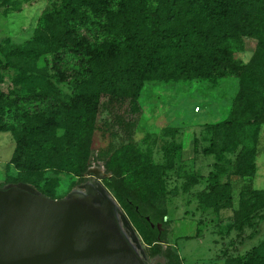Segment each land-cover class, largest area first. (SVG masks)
<instances>
[{
    "label": "rangeland",
    "instance_id": "obj_1",
    "mask_svg": "<svg viewBox=\"0 0 264 264\" xmlns=\"http://www.w3.org/2000/svg\"><path fill=\"white\" fill-rule=\"evenodd\" d=\"M104 2L78 0L80 4L73 13L95 12ZM108 5L118 13L119 25L127 29L129 37L141 12L152 15L158 3L125 0L118 11L119 3L111 0ZM67 19L65 0L0 3V90L16 96L20 105L31 111L54 105L50 91L57 94L63 104L55 109L60 114L52 127L60 153L67 144L64 131L71 125L65 119L66 104L78 110L93 106V134L82 163L86 170L77 176L64 169H17L14 161L22 163L26 153L10 130H0V188L22 183L57 200L73 192L89 195L91 190L99 195V189H103L117 203L106 181L111 178L107 166L140 153L166 168L160 182L133 169L120 186L127 194V208L147 235L148 242L118 204L137 236L139 248L134 245V250L140 260L144 264H247L246 254L254 247L264 249V208L253 212L241 227L237 220L240 190L249 184L264 189V124L258 128L241 125L264 102V77L252 73L249 64L256 39L243 32L228 36L222 47L231 61L226 66L220 64L221 72L201 77L181 78L178 66L188 56L183 52L174 54L163 66L169 76L159 78L153 74L146 78L132 108L128 98L108 105L107 97L95 87L84 88L78 83L80 69L66 56L64 41L76 43L86 37L95 43L101 39L85 29L71 28ZM147 26L152 28L151 22ZM231 30L229 23L223 25V32ZM108 51L104 48L100 53L105 65H110ZM209 65L213 70L212 61ZM223 67H227L226 73ZM44 95L46 98H42ZM224 120H236L231 128L233 141L220 156L204 154L211 126ZM248 154H254L252 163L244 175H239L238 167ZM78 157L74 153V158ZM216 182L230 183L231 207L214 211L199 202V195ZM151 217L159 218L158 223L154 224Z\"/></svg>",
    "mask_w": 264,
    "mask_h": 264
},
{
    "label": "trees",
    "instance_id": "obj_2",
    "mask_svg": "<svg viewBox=\"0 0 264 264\" xmlns=\"http://www.w3.org/2000/svg\"><path fill=\"white\" fill-rule=\"evenodd\" d=\"M77 1L65 0L68 8L67 25L76 30L85 29L101 40L91 43L88 38L83 37L80 42L75 43L68 39L63 43V50L69 60L80 69L78 83L84 88L95 87L99 94L107 97L108 105L121 103L128 98L132 108H135L143 81L153 74L159 78L168 77L163 66L179 52L188 56L178 66V73L183 79L201 77L212 71L221 72L220 64L226 66L231 61L222 45L226 44L228 36L238 35L239 32L256 39L255 51L249 63L250 71L264 77V0H153L158 3L153 14L142 11L129 37L127 29L122 30L119 25L118 13H113L108 7L111 0H103L105 2L102 7L95 12L76 14L73 11L80 4ZM114 1L119 3L118 11L125 0ZM6 2L7 0H0L1 4ZM188 16L191 17L190 20ZM233 17L238 21L231 23ZM148 22H151L152 28L147 26ZM225 23L232 27L230 33L223 32ZM104 48L109 49L110 65H105L102 61L103 55L100 53ZM209 61L213 62V70ZM226 68H222L223 73L227 72ZM50 94L54 98V105L31 111L22 107L16 96L11 97L0 90V130H10L20 143L19 147L26 153V159L22 163L14 161L17 169L55 168L69 170L77 176L82 175L86 170V165L82 163L87 158V148L93 134L94 107L78 110L69 108L66 104L65 119L71 125L64 131L67 144L64 153H60L62 149H57L58 140L52 124L60 114L59 110H55L57 105L63 103L55 92L50 91ZM42 98H46V95ZM234 122L236 120H224L211 126L210 141L203 149L204 154L217 157L228 149L234 139L231 129ZM263 124L264 102L256 114L241 122L242 126L255 128ZM74 153H78L80 157L74 158ZM253 155L248 154L243 158L237 170L239 175L245 174ZM107 168L111 178L106 181L117 203L139 235L148 242L146 232L136 215L127 208V194L124 187L120 186L124 185L127 172L133 169H140L160 182L166 168L155 165L140 153L121 163L111 162ZM231 193L230 183L216 182L208 191L200 194L198 199L205 207L218 211L231 207ZM262 208L264 189H255L251 184L244 186L238 194L237 220L240 227L253 212ZM158 220L157 217H151L154 224ZM245 257L247 264H261L264 249L254 247Z\"/></svg>",
    "mask_w": 264,
    "mask_h": 264
},
{
    "label": "water",
    "instance_id": "obj_3",
    "mask_svg": "<svg viewBox=\"0 0 264 264\" xmlns=\"http://www.w3.org/2000/svg\"><path fill=\"white\" fill-rule=\"evenodd\" d=\"M78 193L85 197L57 200L22 183L0 188V264H144L118 203L105 192L113 212Z\"/></svg>",
    "mask_w": 264,
    "mask_h": 264
},
{
    "label": "bare ground",
    "instance_id": "obj_4",
    "mask_svg": "<svg viewBox=\"0 0 264 264\" xmlns=\"http://www.w3.org/2000/svg\"><path fill=\"white\" fill-rule=\"evenodd\" d=\"M86 189H88V188L86 187ZM89 195L92 196V197H96L97 199L101 200V202L107 201L108 205H110L111 208H113V205L111 204L110 199L108 198L106 193L103 192L102 190H101V194H99V195H96V194L94 195V193L89 194ZM71 197H73V198H83L85 196H82L80 193L76 192V193L71 194ZM114 210H115V208H113V212H114ZM113 225H116L115 222H113Z\"/></svg>",
    "mask_w": 264,
    "mask_h": 264
},
{
    "label": "flooded vegetation",
    "instance_id": "obj_5",
    "mask_svg": "<svg viewBox=\"0 0 264 264\" xmlns=\"http://www.w3.org/2000/svg\"><path fill=\"white\" fill-rule=\"evenodd\" d=\"M92 193H93V191L90 190L89 194H92ZM89 196H90V195H89Z\"/></svg>",
    "mask_w": 264,
    "mask_h": 264
}]
</instances>
